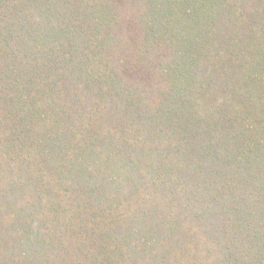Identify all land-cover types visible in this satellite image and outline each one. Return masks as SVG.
Instances as JSON below:
<instances>
[{
  "label": "trees",
  "instance_id": "obj_1",
  "mask_svg": "<svg viewBox=\"0 0 264 264\" xmlns=\"http://www.w3.org/2000/svg\"><path fill=\"white\" fill-rule=\"evenodd\" d=\"M95 1L0 0V264H264V0Z\"/></svg>",
  "mask_w": 264,
  "mask_h": 264
},
{
  "label": "rangeland",
  "instance_id": "obj_2",
  "mask_svg": "<svg viewBox=\"0 0 264 264\" xmlns=\"http://www.w3.org/2000/svg\"><path fill=\"white\" fill-rule=\"evenodd\" d=\"M82 5H84V1L85 0H80ZM161 2L164 3V7L167 10V13L172 12V4H177L180 1H185L186 3H188L189 1L191 2V0H160ZM96 4V7H95ZM190 4V3H189ZM93 8H89L87 9L85 12H81L80 15H78V18L80 19L81 22H84L85 24H89L92 25V22L94 21V17L97 19H100L103 21V23L106 26V29L108 31L112 30L113 32L115 31L114 28L117 29V25H115V23H117V19L115 16V12H105V6L102 7V1L101 0H96L94 2V5H92ZM57 10V8L55 9ZM171 19V16H170ZM160 26H162L163 23H157ZM176 31V29H175ZM112 32V33H113Z\"/></svg>",
  "mask_w": 264,
  "mask_h": 264
}]
</instances>
